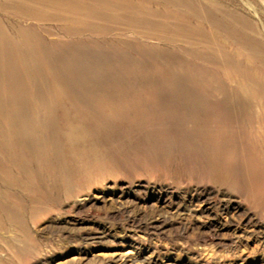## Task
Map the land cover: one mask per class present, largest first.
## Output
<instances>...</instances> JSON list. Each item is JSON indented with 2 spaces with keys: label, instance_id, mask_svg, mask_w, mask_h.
<instances>
[{
  "label": "rangeland",
  "instance_id": "1",
  "mask_svg": "<svg viewBox=\"0 0 264 264\" xmlns=\"http://www.w3.org/2000/svg\"><path fill=\"white\" fill-rule=\"evenodd\" d=\"M131 1L0 0V264H264V0Z\"/></svg>",
  "mask_w": 264,
  "mask_h": 264
},
{
  "label": "bare ground",
  "instance_id": "2",
  "mask_svg": "<svg viewBox=\"0 0 264 264\" xmlns=\"http://www.w3.org/2000/svg\"><path fill=\"white\" fill-rule=\"evenodd\" d=\"M87 1H90V0H20L19 2H17L16 0H12V2L17 4V5H22L25 7L26 6L33 7L34 9H38L39 11H44V10H46L45 8H49V7H51V8H63V9L69 8L70 11L73 13H77V14L81 13L79 15H80L81 21L83 22L82 24L84 26L89 27V25L86 23L87 20H85V18H84L87 16L86 13L90 12L86 5H89L91 3L87 2ZM99 1L103 2V3H112V4L114 2L121 3L122 6L124 7V9H126L129 5H131V2H132L131 0H99ZM35 6H37L38 8H36ZM135 11L139 15H141V13H142L140 10H135ZM111 12H113V11L109 10V11H105L103 13H100L102 20H104V23H101V27L97 26L95 28H100L102 30L110 32V31H113L114 28L123 24L124 22H134L136 24L145 23L139 16H134V17L127 16L125 14V11H123V10L114 11L115 13L110 15ZM129 13L131 14V10H129ZM66 17L67 18L63 19L64 21H67L68 18H71V16H66ZM124 26H126V24H124ZM165 29L168 31L171 30L170 26H169V28H165ZM230 30H231V28L229 29V31ZM233 31H234V29H233ZM174 32L176 33L177 30H174ZM146 36L152 37L151 35H146ZM154 37H156L158 39L157 41H160L161 43H165V44H172V43L174 44V42L177 40V38L174 36H171V35L162 36V35H159L157 33L154 34ZM5 158L8 160L9 163L13 164L14 166H17L18 168L21 165L18 162V160L15 158V154H14L12 148H9L7 150ZM0 174H1V163H0ZM2 176H4V175L1 174V178H2ZM0 195L2 196V191L0 192Z\"/></svg>",
  "mask_w": 264,
  "mask_h": 264
}]
</instances>
